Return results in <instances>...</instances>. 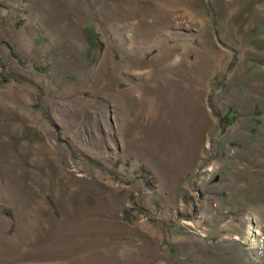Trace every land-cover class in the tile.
Masks as SVG:
<instances>
[{"label": "rangeland", "instance_id": "obj_1", "mask_svg": "<svg viewBox=\"0 0 264 264\" xmlns=\"http://www.w3.org/2000/svg\"><path fill=\"white\" fill-rule=\"evenodd\" d=\"M0 264H264V0H0Z\"/></svg>", "mask_w": 264, "mask_h": 264}, {"label": "bare ground", "instance_id": "obj_2", "mask_svg": "<svg viewBox=\"0 0 264 264\" xmlns=\"http://www.w3.org/2000/svg\"><path fill=\"white\" fill-rule=\"evenodd\" d=\"M258 221V220H257ZM255 233H259V229L256 228V230L254 231ZM255 235V234H254ZM255 241V240H254Z\"/></svg>", "mask_w": 264, "mask_h": 264}]
</instances>
